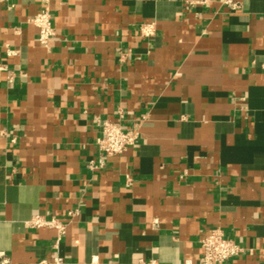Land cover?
I'll list each match as a JSON object with an SVG mask.
<instances>
[{
    "label": "crops",
    "instance_id": "crops-1",
    "mask_svg": "<svg viewBox=\"0 0 264 264\" xmlns=\"http://www.w3.org/2000/svg\"><path fill=\"white\" fill-rule=\"evenodd\" d=\"M231 1L51 0L44 45L0 0V264H199L214 227L264 264V0ZM120 109L138 142L92 169Z\"/></svg>",
    "mask_w": 264,
    "mask_h": 264
},
{
    "label": "built area",
    "instance_id": "built-area-1",
    "mask_svg": "<svg viewBox=\"0 0 264 264\" xmlns=\"http://www.w3.org/2000/svg\"><path fill=\"white\" fill-rule=\"evenodd\" d=\"M204 2L206 0H198ZM225 2L233 8L237 3L231 0ZM30 21L38 28V40L41 44H48L55 34L53 25V13L51 10V0H42L40 9L30 17ZM139 30L143 36H151L156 32V23L146 21L140 24ZM17 49L7 48V55H16ZM10 80L11 76L8 77ZM124 112L119 110V119L117 121L104 118L99 121L100 134L96 138V148L99 151L100 159L98 163L91 161L89 163L92 169L104 165V160L108 156L119 155L124 153L130 146L135 145L140 137V121L125 126ZM78 208L68 211L71 218L78 213ZM69 222L60 220L57 216H47L43 213H35L28 221L27 225L32 228L53 227L57 231V238L53 244L55 248L59 247L62 236L66 233ZM202 253L199 264H230V259L241 254L244 247L235 239L225 235L220 227L210 228L201 238ZM4 262L7 259H3ZM42 262H46L45 260ZM53 262L55 264H70L62 256L57 255ZM186 264H192L190 259L185 261Z\"/></svg>",
    "mask_w": 264,
    "mask_h": 264
}]
</instances>
